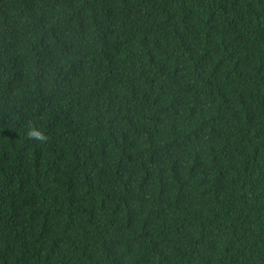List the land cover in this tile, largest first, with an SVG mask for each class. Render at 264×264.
<instances>
[{
    "label": "trees",
    "instance_id": "16d2710c",
    "mask_svg": "<svg viewBox=\"0 0 264 264\" xmlns=\"http://www.w3.org/2000/svg\"><path fill=\"white\" fill-rule=\"evenodd\" d=\"M0 264H264V0H0Z\"/></svg>",
    "mask_w": 264,
    "mask_h": 264
},
{
    "label": "clouds",
    "instance_id": "9594fccd",
    "mask_svg": "<svg viewBox=\"0 0 264 264\" xmlns=\"http://www.w3.org/2000/svg\"><path fill=\"white\" fill-rule=\"evenodd\" d=\"M29 135L34 137L37 140H42L44 138L43 136L37 134L36 132H30Z\"/></svg>",
    "mask_w": 264,
    "mask_h": 264
}]
</instances>
